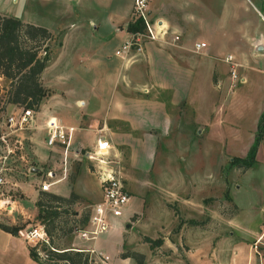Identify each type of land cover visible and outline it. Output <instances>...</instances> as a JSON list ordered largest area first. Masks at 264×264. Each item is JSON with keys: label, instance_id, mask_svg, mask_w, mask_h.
I'll return each instance as SVG.
<instances>
[{"label": "rangeland", "instance_id": "374dc122", "mask_svg": "<svg viewBox=\"0 0 264 264\" xmlns=\"http://www.w3.org/2000/svg\"><path fill=\"white\" fill-rule=\"evenodd\" d=\"M84 1V8L87 12L96 14L98 11L100 12L95 0ZM192 6L194 7L193 4ZM60 10L57 0H0V13L15 15L22 20L35 21L40 25L57 22V14ZM193 10L195 11V8ZM219 26L215 36L217 40L224 38L222 35V31L225 29L224 21H220ZM57 42V38L51 35L47 41L50 52L52 46ZM224 45L227 48L230 46L227 42ZM250 45L252 46V43ZM129 52L123 56L113 54L126 63L128 59L131 60L134 57L130 56ZM220 54L223 55V52ZM227 55L226 53L221 56L222 65L220 68L221 74L224 75L222 81L212 83L208 76L203 75V68L198 67L197 64L192 67L191 75L193 77L195 74V80L191 82L189 88L184 89L183 95L187 98L186 103L175 108V110L185 113L181 115L182 112H177L181 116V121L168 132L166 138L159 141L155 148L153 162L150 153L146 156L142 152L147 149L146 146L138 144L134 146L133 144L130 148H124L109 140L119 156L118 168L122 177L125 178L124 181L126 180V187L132 186L134 191H140L144 186L139 193L142 198V213L131 214L126 220L127 222L119 228L120 233L112 230L106 231L108 235L105 246L112 264H264V220L260 214L264 202L257 194L247 192L245 186L247 169L254 167L256 176H260L263 172L257 164L245 167L231 162L233 156L244 155L248 148L246 135L252 131V113L259 103H263L264 94L261 87L257 86L258 82L255 78L250 76L247 82L241 76L243 68L239 60L230 54L233 60L230 63L224 59ZM196 58L198 56L191 57L190 63L196 62ZM53 66L48 70L49 73L52 72ZM230 66L235 67V78L231 77ZM7 83V79L0 76V123L4 120L5 115L12 110H5L3 104L6 99ZM47 90L49 92V88ZM81 95L86 98L83 94ZM109 101L107 100V102ZM85 102L87 105L94 106L98 101L91 97L89 100L85 99ZM193 113H195L194 116ZM185 119L190 120L186 122ZM83 120H85V116ZM102 120L99 119L100 123L96 126L103 127L105 131L102 132L107 135V126L110 127L112 124L108 122L104 124ZM198 122L200 123L198 124ZM25 131L26 135L22 132L24 141L19 152L22 151V154H25L26 160H20L18 150L15 154H9L5 158L0 157V163L9 167L4 172L6 182L3 188H9V190L5 189L2 198L0 197V223L17 225V230L21 229L23 233L33 227H42L39 222L40 218L34 217L36 214L34 201L38 198L40 190L38 182L45 178L46 169L52 168L55 174L57 173L56 163L60 157L58 151H49L45 160L34 159L32 129L27 128ZM143 134L146 136L145 132ZM93 136L95 134L87 131L83 136L84 143L90 144ZM3 153L0 148V155ZM50 157L53 162L49 160ZM33 165L36 167L29 169L31 166L34 167ZM179 170L183 177H180ZM65 172L66 177L58 181L57 185H51L49 191L59 193L54 191V188L57 187L59 190L58 186L64 184L69 191L72 190L79 195V199L71 205L77 211V215L82 210L88 211L90 205L97 199H93L89 194L83 195L76 190L78 185L82 187L86 185L89 190L92 188L98 190L89 161L83 158L71 160L67 163ZM159 173L163 178L157 180L163 185L167 183L173 192V194L166 193L170 196L168 198L164 195L165 193L158 195L155 188L150 187V180ZM168 173L172 178L165 177ZM130 193L135 194L133 191ZM154 197L155 201H152ZM187 197L201 199V211L196 209L195 203L191 201L187 203L183 200ZM4 200H7L5 202L9 203L10 207L5 208L2 205L6 204L3 202ZM33 205L34 213L30 211ZM157 205L161 209H167L169 213V216L167 213L159 216L163 222L160 226L155 223L148 224L150 221L144 219L148 208L152 207L154 212L153 206L157 207ZM21 206L22 210H20ZM197 213H200L198 219L189 218ZM70 216L64 215L67 219ZM86 224L87 222L81 228L88 227ZM79 229H73L69 234L63 236L54 232L49 238L50 245L57 249L70 248L71 246L68 245L74 241V237L76 239L79 237ZM119 234L122 236V242L119 244L117 254H112L113 248L117 245ZM175 234L181 237L182 246L190 247L191 254L184 255V258H181L180 249H177L172 243ZM16 235L13 239L0 235V264H26V262L36 264L29 261L31 259L24 255L28 254L25 249L28 241L25 240L23 234ZM104 235L102 233L98 237H104ZM144 237H158L161 242L150 248ZM31 238V245H35V249L39 251V254L37 253L39 258L44 260L49 243ZM184 242H187L189 246ZM74 247L79 248L77 244ZM130 250L143 252L142 261L138 262L131 256L124 257L126 260L115 258L120 256L119 253H127ZM84 251L88 253L91 264H104L101 254L94 250ZM238 252L240 254H237ZM235 255L239 259L238 263L232 261V257ZM48 261L53 263V260ZM60 262L56 260L57 264Z\"/></svg>", "mask_w": 264, "mask_h": 264}, {"label": "crops", "instance_id": "0c3cea01", "mask_svg": "<svg viewBox=\"0 0 264 264\" xmlns=\"http://www.w3.org/2000/svg\"><path fill=\"white\" fill-rule=\"evenodd\" d=\"M95 1L100 10L98 14L87 12L84 0H57L61 8L57 14V22L42 24L58 42L52 46L40 74L41 82L49 88V92L41 98L38 109L34 112V127L31 128L34 159L43 161L48 157L49 151H58L54 147H48L43 139L45 120L48 117H55L63 124L74 126L71 144L73 142L76 147L93 146L96 125L100 123L99 119H103L104 124L105 122L112 124L110 127L107 126V135L104 133L110 141L124 148H130L133 144L146 146L147 149L142 152L146 156L150 153L153 162L159 141L166 138L168 132L181 121L178 113L182 111L175 108L187 100L183 92L195 80V74L193 77L191 75L192 67L197 64L203 68V75L208 76L212 83L222 81L224 75L221 74L220 68L221 56L226 53L234 55L239 60L243 68L241 76L247 82L250 76L255 78L257 86L261 87L264 94V0H148L150 18L155 19L157 23L160 22L168 32L178 33L180 39L170 42L167 35L164 39L146 40L139 51L130 50L129 55L134 57L128 59L126 63L115 56L113 51L128 37L129 31L125 25L130 17L132 0ZM220 21H224L225 29L222 31L224 38L217 40L215 36L218 33L217 28H220ZM30 22L37 24L35 21ZM198 40H203L205 46L195 51L193 42ZM225 42L230 45L228 48L225 47ZM220 52H223V55ZM194 56H198L196 62L190 63L191 57ZM52 65H54L52 72L49 73ZM145 88L149 90H143ZM91 97L98 101L94 106L85 102V99L89 100ZM262 102L252 113V131L246 135L248 146L253 140L259 115L264 109V95ZM7 109L17 110L18 106L7 104L5 110ZM189 120L185 119L186 122ZM87 131L95 134L90 144L84 143L83 140ZM75 159L82 158L69 155V161ZM49 160L53 162L51 157ZM254 164H257L263 173L256 176L254 167L247 169L246 190L257 194L264 202V131L251 165ZM33 166L31 167H36ZM179 174L183 177L180 170ZM159 175L155 174L152 177L150 187L155 188L158 195L165 193L168 198L170 196L166 193L173 192L167 183L163 185L157 180L163 178L162 174ZM165 177L172 178L169 173ZM96 183L98 190L95 188L89 190L86 185L84 187L78 185L76 191L83 195L89 194L93 199H97L94 201L96 202L101 198L97 179ZM53 185H57V182ZM54 189L63 195L69 192L64 184L58 186L59 190L57 187ZM126 189L129 192L128 202L119 215L109 218L108 227L99 233L105 234L104 237H98V234L94 238H85L78 232L79 237L77 239L74 237V241L68 245L70 248H76L74 246L77 244L79 247L77 249L94 250L102 255L104 264L105 261L106 264H112L105 246L108 235L106 231L120 233L119 228L127 222L128 217L133 213H142L143 210L142 198L139 195L142 189L134 191L132 186ZM131 191L135 194H131ZM153 200L155 201V197ZM183 200L195 203L196 209L201 211V199L187 197ZM153 207L154 212L153 208L149 207L144 219L150 221L148 224L155 223L160 226L163 222L159 216L165 213L169 216L168 210L161 209L158 205ZM262 208L260 214L264 220V206ZM22 209L21 206L20 210ZM30 211L34 213V205ZM199 214L189 218L198 219ZM16 234L18 233H11L0 227L1 236L13 239ZM119 235L112 254H117L119 244L122 242V236ZM24 238L28 241L25 245L28 253L27 246L31 245L32 238L25 236ZM180 238L175 234L172 243L180 249L181 258H184V255L191 254V251L190 247L182 246ZM187 242L184 243L189 246ZM24 255L33 263H41L31 258L29 254ZM236 256L232 257V261L238 263L239 259ZM115 258L126 260L121 256Z\"/></svg>", "mask_w": 264, "mask_h": 264}, {"label": "built area", "instance_id": "2783aa9c", "mask_svg": "<svg viewBox=\"0 0 264 264\" xmlns=\"http://www.w3.org/2000/svg\"><path fill=\"white\" fill-rule=\"evenodd\" d=\"M148 9V0H132L130 17L134 20L136 18L141 19L143 26L140 30L129 31L128 37L114 49V54L123 56L131 49L139 51L144 41L164 39L167 35L170 42H176L180 39L178 33L168 32L160 22L157 23L155 19H151ZM204 46L205 42L203 40L193 42L194 50H200ZM224 59L230 63L233 61L230 54L225 56ZM230 74L232 78L236 77L234 66H230ZM34 112L29 107H18L17 110L13 109L5 115L4 120L0 123V148L4 152L0 157L5 158L9 154H15L18 150L20 160H26L25 154H22V151L19 152V148L23 147L24 137L22 132L26 135L25 129L34 127ZM44 128L45 135L43 138L45 144L50 148H56L60 153V157L58 163H56L57 173L55 174L52 168L46 169L44 172L45 178L39 180L38 188L49 190L51 185L66 177L65 169L69 162V155L88 160L91 172L98 181L101 198L89 207L86 220V226L88 227H83L78 232L85 238H94L97 234L106 230L109 218L119 215L129 199V192L124 185V178L118 168L119 156L109 139L102 132L103 127H96V138L90 148L73 147L71 136L74 126L63 124L55 117H48L44 122ZM6 169H9V167L0 163L1 198L5 193V189L6 191L9 190V188H3L6 182L4 175ZM5 203L2 204L5 208L10 207L9 203ZM17 231L26 238L33 237L36 241L47 243L42 227H33L24 233L21 229ZM37 253L39 254L38 250Z\"/></svg>", "mask_w": 264, "mask_h": 264}, {"label": "trees", "instance_id": "16d2710c", "mask_svg": "<svg viewBox=\"0 0 264 264\" xmlns=\"http://www.w3.org/2000/svg\"><path fill=\"white\" fill-rule=\"evenodd\" d=\"M142 20L129 17L125 28L127 31L140 30ZM51 32L43 25L24 21L18 16L0 13V76L8 81L4 108L7 104L18 107H29L36 111L40 100L48 93L40 79L49 57L47 41ZM264 131V109L259 115L253 140L243 156H233L231 162L245 167L254 161L258 142ZM79 199V195L70 190L67 194H59L49 190H39V196L34 201L36 207L35 218H40V223L47 235L49 248H46L45 259L41 260L35 245H28L27 250L31 258L43 264H91L88 253L81 249H57L50 245V237L55 232L59 236L67 235L73 229H79L86 223L88 211L82 210L78 215L71 205ZM64 215H71L65 218ZM68 223V224H67ZM81 225V226H80ZM0 227L16 233L17 225L0 223ZM152 248L158 245L160 238L144 237ZM121 257L131 256L138 262L143 259V253L130 250L119 253ZM48 260H53L49 263Z\"/></svg>", "mask_w": 264, "mask_h": 264}]
</instances>
